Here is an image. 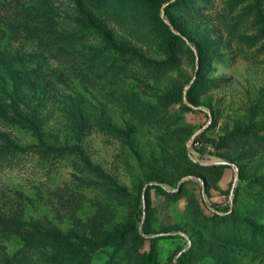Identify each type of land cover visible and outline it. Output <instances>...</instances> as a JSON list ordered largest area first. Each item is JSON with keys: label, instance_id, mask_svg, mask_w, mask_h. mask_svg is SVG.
Returning a JSON list of instances; mask_svg holds the SVG:
<instances>
[{"label": "rangeland", "instance_id": "rangeland-1", "mask_svg": "<svg viewBox=\"0 0 264 264\" xmlns=\"http://www.w3.org/2000/svg\"><path fill=\"white\" fill-rule=\"evenodd\" d=\"M11 145L0 264H264V0H0Z\"/></svg>", "mask_w": 264, "mask_h": 264}, {"label": "trees", "instance_id": "trees-1", "mask_svg": "<svg viewBox=\"0 0 264 264\" xmlns=\"http://www.w3.org/2000/svg\"><path fill=\"white\" fill-rule=\"evenodd\" d=\"M37 149H42V150H52V151H55L54 149L52 148H49L45 145L43 146H29V147H20L18 145H11L7 148H4V149H0V156L4 153H7V152H27V151H30V150H37ZM220 167H223V166H219V165H214L212 166V168L214 169H218ZM211 212L213 213V220L214 221H217V222H227V219H230L231 218V214H226V213H220V211L216 210V209H212L211 208ZM120 234H122L121 232L119 233H116V234H105L103 235L102 237H100V239H98L97 241H91V240H87V239H78V237H75V236H72V235H65V234H62V233H54V232H51V233H47L44 235L45 238H48V239H53V240H57V241H61L63 243H67V242H70L72 239H77V240H80V242H83V243H92V244H95L96 245V249H100L101 246L107 242H110L111 240H114L117 236H119ZM32 235L31 234H28L27 235V240L29 242H32V239H31ZM157 239H153L152 241H156ZM42 243V241H40ZM152 260L153 258L150 257L149 259V262L147 263H144V264H151L152 263Z\"/></svg>", "mask_w": 264, "mask_h": 264}]
</instances>
